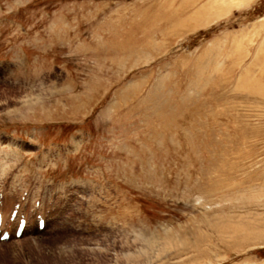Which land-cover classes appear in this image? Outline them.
<instances>
[{
    "label": "rangeland",
    "instance_id": "1",
    "mask_svg": "<svg viewBox=\"0 0 264 264\" xmlns=\"http://www.w3.org/2000/svg\"><path fill=\"white\" fill-rule=\"evenodd\" d=\"M194 2L0 0V264H264V0Z\"/></svg>",
    "mask_w": 264,
    "mask_h": 264
},
{
    "label": "bare ground",
    "instance_id": "2",
    "mask_svg": "<svg viewBox=\"0 0 264 264\" xmlns=\"http://www.w3.org/2000/svg\"><path fill=\"white\" fill-rule=\"evenodd\" d=\"M195 2L194 3H192L191 4V6H193V5H197V3L199 2V0L197 1V0H194ZM213 1V0H212ZM215 1V0H214ZM231 1H235V2H237L235 5H240V4H242V2L243 1H247V0H231ZM211 2V1H210ZM214 3V2H213ZM200 4V3H199ZM211 5V4H210ZM214 5H216V4H214ZM224 5V4H223ZM196 9V8H195ZM193 11H194V9H193ZM196 12V11H195ZM198 12V11H197ZM199 13V12H198ZM258 62V61H257ZM261 63V62H260ZM13 142V141H12ZM21 181V180H20ZM24 183V182H23ZM21 185H22V183H21ZM24 185V184H23ZM22 188H24V187H22ZM8 193V192H7ZM30 193H32V192H30ZM12 195L11 196H9L8 194H7V196L4 198V200L6 201V202H9L10 201V199H12ZM30 197V196H29ZM31 199V198H30ZM36 200L37 199H34V202H33V208H34V205H35V203H36ZM13 201V200H12ZM25 204V202H22V204L20 205V209H19V212H22V206ZM40 205L38 206V208H37V213H40L41 215H42V217H44V211H45V207H42L41 206V201H40V203H39ZM13 205H14V203H13ZM13 205H12V207H13ZM8 206V205H7ZM12 209V208H11ZM11 209L8 211V212H6L5 211V215H7L8 214V216H10V212H11ZM127 217V216H126ZM245 217V216H244ZM257 219V218H256ZM228 220V219H227ZM5 221H6V216H5ZM47 221L45 220V223H46ZM257 224V223H256ZM35 227H36V229H37V221L35 222ZM45 227V226H44ZM251 227V226H250ZM264 227V226H263ZM28 228H30V226L27 224V226H26V228H25V231L24 232H26L27 231V229ZM221 228H223V229H225L226 231H231L233 234H239V233H246V234H250V233H252L251 231L250 232H246V231H248V230H246L244 227H242V226H240V225H236L235 223H231V222H227V224H224V226H222ZM260 228V227H259ZM262 228V227H261ZM260 228V229H261ZM263 229V228H262ZM43 230H44V228H43ZM223 231V230H222ZM14 232V231H13ZM224 232V231H223ZM229 234V233H228ZM252 235V234H251ZM201 236V235H200ZM204 237H205V234H204ZM231 237V236H230ZM253 237V236H252ZM197 239H199V238H197ZM259 239V238H258ZM194 241V240H193ZM256 241V240H255ZM187 242H189V241H187ZM196 242V241H195ZM200 242V241H199ZM151 243V242H150ZM189 244H191V243H189ZM193 245V244H192ZM167 247H170V244H169V242H168V245H165V246H163V248H162V250L163 249H165V248H167ZM181 247H182V245H181ZM179 249V248H178ZM197 249V248H196ZM162 252H165V250H163Z\"/></svg>",
    "mask_w": 264,
    "mask_h": 264
}]
</instances>
